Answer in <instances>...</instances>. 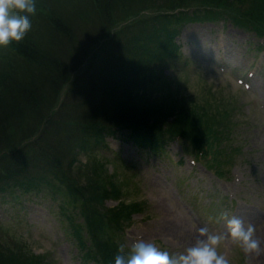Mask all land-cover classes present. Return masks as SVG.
Instances as JSON below:
<instances>
[{"label":"trees","instance_id":"1","mask_svg":"<svg viewBox=\"0 0 264 264\" xmlns=\"http://www.w3.org/2000/svg\"><path fill=\"white\" fill-rule=\"evenodd\" d=\"M246 2L251 6L244 8ZM35 3L31 31L0 48V198L3 193L8 202L17 192L43 191L61 199L71 221L73 208L81 207L84 224L74 226L78 244L89 248L96 264H114L117 254L128 255L119 253L117 237L137 204L105 207V199L121 196L115 174L95 167L101 165L94 158L98 148L122 133L141 147L165 150L181 140L186 152L200 159L210 155L213 131L232 132L238 122L214 111L209 101L200 104L169 88L162 97L155 94L154 67L181 58L174 40L187 21L230 20L264 37V0ZM122 22L130 23L119 27ZM133 50L143 57L129 55ZM46 168L50 177L34 179ZM33 263L24 245L0 235V264Z\"/></svg>","mask_w":264,"mask_h":264},{"label":"rangeland","instance_id":"2","mask_svg":"<svg viewBox=\"0 0 264 264\" xmlns=\"http://www.w3.org/2000/svg\"><path fill=\"white\" fill-rule=\"evenodd\" d=\"M143 13L132 16L131 24ZM179 26L174 41L182 47V56L158 62L153 91L162 97L169 88L200 104L209 101L214 111L227 112L238 125L232 132L221 127L213 131L215 145L206 157L209 164L205 157L186 152L181 140L158 152L139 148L122 133L107 137L108 146L98 148L94 156L101 164L95 167L115 174L121 197L107 198L104 205L137 204L117 237L127 254L140 239L178 254L195 243L200 227L226 234L224 212L246 226L254 225L264 248V37L230 20L187 21ZM129 55L143 57L137 50ZM80 157L87 162L84 155ZM217 169L225 174L220 176ZM50 175L46 168L34 179L46 180ZM1 195L0 235L24 245L33 264H96L74 233V226L85 221L81 207L73 208L71 221L62 213L61 199L43 191L17 192L18 197L8 202ZM176 220L180 225L175 226ZM167 227L175 230L168 233ZM219 251L230 264H264V252L246 254L227 235Z\"/></svg>","mask_w":264,"mask_h":264},{"label":"clouds","instance_id":"3","mask_svg":"<svg viewBox=\"0 0 264 264\" xmlns=\"http://www.w3.org/2000/svg\"><path fill=\"white\" fill-rule=\"evenodd\" d=\"M35 0H0V47L12 42H21L32 29L31 17L36 14ZM226 220L227 233H212L208 228H199V238L180 253H170L143 239L133 243L130 253L117 254L114 264H230L219 251L222 241L230 236L246 254L260 255L264 252L261 240L256 236L254 225L245 223L236 216L221 213ZM123 246L119 253H123Z\"/></svg>","mask_w":264,"mask_h":264},{"label":"bare ground","instance_id":"4","mask_svg":"<svg viewBox=\"0 0 264 264\" xmlns=\"http://www.w3.org/2000/svg\"><path fill=\"white\" fill-rule=\"evenodd\" d=\"M167 215H169V216H173L171 213H169V214H167ZM179 222H180V221H177V220H176V221H173V223H175V226L180 225ZM166 229H167V232H168V233H171V232H169V230H175L173 227H172V228H171V227H167ZM146 232H147V233H150V231H146Z\"/></svg>","mask_w":264,"mask_h":264}]
</instances>
